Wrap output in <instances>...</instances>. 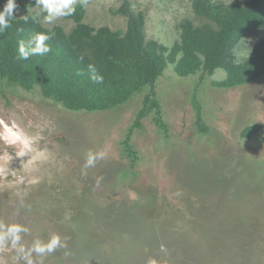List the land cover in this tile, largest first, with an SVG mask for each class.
I'll return each instance as SVG.
<instances>
[{"label": "rangeland", "instance_id": "obj_1", "mask_svg": "<svg viewBox=\"0 0 264 264\" xmlns=\"http://www.w3.org/2000/svg\"><path fill=\"white\" fill-rule=\"evenodd\" d=\"M25 1L15 0V18ZM193 1L87 0L83 21L123 33L126 3L169 55L182 21L203 23ZM28 12L46 28L74 26L65 17L45 22L35 6ZM263 39L264 29L246 33L236 62ZM180 57L154 92L143 86L104 110L70 109L39 84L0 77V229L26 230L18 245H0V264H26L18 248L53 236L60 245L33 253V264H264V74L223 87L224 69L182 75ZM88 152L102 153L91 167Z\"/></svg>", "mask_w": 264, "mask_h": 264}, {"label": "trees", "instance_id": "obj_2", "mask_svg": "<svg viewBox=\"0 0 264 264\" xmlns=\"http://www.w3.org/2000/svg\"><path fill=\"white\" fill-rule=\"evenodd\" d=\"M33 6L35 0L22 3L24 15L14 17L11 27L0 33V77L25 89L39 84L46 96L70 109L116 108L143 86L154 92L157 78L177 54L181 55L177 71L182 75L201 68L209 74L224 69L227 78L219 83L223 87L242 85L264 74V39L253 46L251 58L244 62H236L234 54L235 46L246 33L264 29V0H232L226 5L194 0V14L203 23L182 21L179 41L169 55L164 45L146 39L144 13L132 12L126 3L121 7L127 17L123 33L85 24L84 9L79 5L73 15L65 17L74 22L69 32L58 25L46 28L42 17L28 12ZM35 33L52 36L46 42L51 51L44 56L18 59V42L27 41ZM89 64L103 76V83H94L89 78ZM149 104L147 95L137 122L148 112ZM249 131L246 129L245 133Z\"/></svg>", "mask_w": 264, "mask_h": 264}, {"label": "clouds", "instance_id": "obj_3", "mask_svg": "<svg viewBox=\"0 0 264 264\" xmlns=\"http://www.w3.org/2000/svg\"><path fill=\"white\" fill-rule=\"evenodd\" d=\"M87 0H35V7L39 8L42 13H45L44 20L47 23L53 22L59 17L71 16L75 13L76 7L85 6ZM17 8L15 0H6L3 9L0 10V33L11 27L10 21L14 19V10ZM40 13H37L39 15ZM27 21L28 16H24ZM33 20L36 16L32 17ZM52 39V36L47 33H35L27 41L20 40L18 42V59L27 60L30 56H44L51 51L50 45L46 43ZM89 78L94 83H103V76L100 75L96 67L92 64L87 66ZM102 153L93 154L88 152L85 160V167H91L96 159L100 158ZM26 231L25 229L11 225L0 229V245L11 243L16 246L20 243V233ZM58 245H60L59 237L53 236L45 245L42 241H35L30 249H25L23 246L18 248L20 258L26 264H33L32 254L36 253L38 256H43L46 253H51Z\"/></svg>", "mask_w": 264, "mask_h": 264}, {"label": "bare ground", "instance_id": "obj_4", "mask_svg": "<svg viewBox=\"0 0 264 264\" xmlns=\"http://www.w3.org/2000/svg\"><path fill=\"white\" fill-rule=\"evenodd\" d=\"M30 146V145H29Z\"/></svg>", "mask_w": 264, "mask_h": 264}]
</instances>
